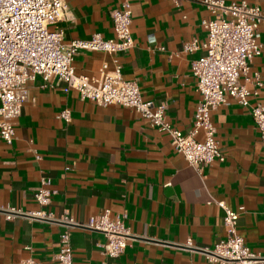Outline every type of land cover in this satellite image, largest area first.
Wrapping results in <instances>:
<instances>
[{
  "label": "crops",
  "instance_id": "crops-1",
  "mask_svg": "<svg viewBox=\"0 0 264 264\" xmlns=\"http://www.w3.org/2000/svg\"><path fill=\"white\" fill-rule=\"evenodd\" d=\"M123 1L67 0L69 17L50 28L63 29L66 43L97 33L113 38L112 11ZM129 1L134 46L117 55L81 50L74 58L75 72L99 76L102 65L112 69L118 57L123 77L137 81L145 100L164 102L171 124L188 132L201 98L192 63L204 54L201 22L213 14L193 0L179 5ZM248 2L264 9V0ZM259 33L262 53L251 61L250 75L264 80V25ZM195 39L199 48L185 50ZM41 83V76L29 83L32 98L23 105L13 143L0 136V206L37 209L34 190L48 176L55 190L49 209L55 215L68 212L85 222L109 209L113 217L125 216L134 234L125 251L110 258L104 254L103 233L74 229V264H208L202 251L185 244L191 240L211 249L226 237L225 211L218 201L239 212V233L253 251L264 254V146L249 108L227 96L211 111L226 159L196 168L175 150L169 134L133 108L100 105L82 99L75 89L41 88ZM249 100L264 104V87ZM65 109L71 111L69 121L60 116ZM61 231L27 218L7 220L0 212V264H24L29 256L58 264Z\"/></svg>",
  "mask_w": 264,
  "mask_h": 264
},
{
  "label": "built area",
  "instance_id": "built-area-1",
  "mask_svg": "<svg viewBox=\"0 0 264 264\" xmlns=\"http://www.w3.org/2000/svg\"><path fill=\"white\" fill-rule=\"evenodd\" d=\"M182 0H173L177 5ZM206 6L212 18L202 20L206 40L201 44L204 54L192 63L193 75L201 98L192 128L185 132L174 127L167 118L166 104L145 100L135 80L123 77V65L118 57L114 66L104 63L99 76L77 74L75 55L81 50L105 51L113 54L127 52L134 46L131 31L132 7L129 0L112 11L115 35L104 38L94 34L90 39L64 42V31L50 26L67 19L70 7L67 0H0V136L8 144L16 137V125L25 102L32 98L29 83L42 77L41 88L62 86L65 92L75 89L82 99L100 105L118 104L133 108L148 119L151 126L169 134L175 150L192 166L200 168L226 159L217 139L216 127L210 114L226 103L227 96L249 108L264 146V104H252L249 97L264 87L260 74L250 75V64L262 53L259 26L264 25V9L248 0H193ZM185 50L199 48L198 40L188 42ZM161 49H164L161 47ZM244 75V81L241 76ZM252 88H251V86ZM60 116L70 120L71 111ZM202 133V138L196 136ZM40 158V155L36 156ZM52 179L43 176L34 190L37 209L26 210L14 205L0 206L7 220L27 218L62 227L59 235L58 264H74L71 235L74 229L98 231L104 234V254L119 257L134 238L125 216H111L109 209L81 222L68 212L58 216L49 209L55 193ZM217 204L225 211L223 218L226 237L213 248L200 249L189 240L185 247L202 251L208 264H264V254L253 251L238 231L239 212L224 201ZM125 215V214H124ZM30 248V247H27ZM24 264H43L29 256ZM103 264H107L104 262Z\"/></svg>",
  "mask_w": 264,
  "mask_h": 264
}]
</instances>
